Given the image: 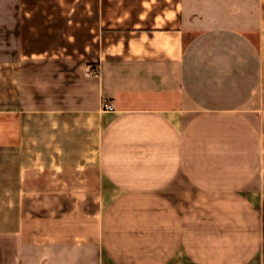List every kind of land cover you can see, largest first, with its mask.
<instances>
[{
    "label": "crops",
    "instance_id": "obj_1",
    "mask_svg": "<svg viewBox=\"0 0 264 264\" xmlns=\"http://www.w3.org/2000/svg\"><path fill=\"white\" fill-rule=\"evenodd\" d=\"M0 69V264H264V0H0Z\"/></svg>",
    "mask_w": 264,
    "mask_h": 264
},
{
    "label": "rangeland",
    "instance_id": "obj_2",
    "mask_svg": "<svg viewBox=\"0 0 264 264\" xmlns=\"http://www.w3.org/2000/svg\"><path fill=\"white\" fill-rule=\"evenodd\" d=\"M5 73H6L5 70H1V69H0V75H5ZM13 95H14V91H13ZM14 121H16V119H15ZM252 264H257V262L254 261Z\"/></svg>",
    "mask_w": 264,
    "mask_h": 264
},
{
    "label": "built area",
    "instance_id": "obj_3",
    "mask_svg": "<svg viewBox=\"0 0 264 264\" xmlns=\"http://www.w3.org/2000/svg\"><path fill=\"white\" fill-rule=\"evenodd\" d=\"M95 72H96V71H94V73H95ZM105 109H108L109 111L114 110L113 106L108 105V104L105 105Z\"/></svg>",
    "mask_w": 264,
    "mask_h": 264
}]
</instances>
